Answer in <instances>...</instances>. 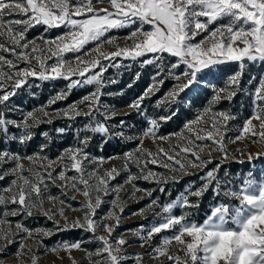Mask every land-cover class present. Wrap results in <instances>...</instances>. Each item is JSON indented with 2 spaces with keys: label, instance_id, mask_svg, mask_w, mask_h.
I'll return each mask as SVG.
<instances>
[{
  "label": "snow or ice",
  "instance_id": "snow-or-ice-1",
  "mask_svg": "<svg viewBox=\"0 0 264 264\" xmlns=\"http://www.w3.org/2000/svg\"><path fill=\"white\" fill-rule=\"evenodd\" d=\"M104 3L112 10L96 7V4ZM14 16L22 18L6 19ZM36 25L44 26L45 32L59 28L65 31L51 39L42 35L43 44H37L35 39L26 38L28 30ZM121 29H130L124 38L132 41L130 45L120 46L115 36L108 35ZM89 44L94 47L85 51ZM104 44L115 47L116 51H104ZM2 53H10L12 58ZM68 53L74 54L73 58L66 59ZM81 54L91 58L83 59ZM117 58L139 63L141 68L153 65L157 69L152 83L127 105L145 117L147 126L137 136H125L122 131L115 133L129 141L137 140V147L122 157H96L86 150L91 137L79 139L81 130H78V143L65 148L55 159L42 155L46 144L40 146V152L26 156L0 150V169H3L0 181L7 176L13 177L7 187L0 188V205H17L0 217V264H4L8 246L15 243L19 245L13 253L16 264H26L25 256L31 257L32 264H38L39 257L26 244L28 239L34 240L37 250L43 247L45 253L67 252L73 264H77L71 257L74 249L84 251L89 264H123L129 259L142 264L141 254L131 257L126 254L125 246L131 245L124 233L110 239L122 223L126 201L121 200V191L126 184H132L129 198L141 191L151 197L155 189H140L134 181L154 182L164 193V185L179 182L177 173L189 176L195 169H207L199 176L198 187L196 181L190 182L171 202L160 203L158 197L152 199L145 208L133 213L144 216L151 212L152 223L128 231L139 238L141 247L157 234L170 233L162 235L159 244L152 246L148 253L158 264H165V261L167 264H264V168L257 170L253 164L254 161L264 162V151L252 153L237 149L241 157L247 156L252 167L243 176L231 177L228 171L221 175L223 161L236 159L228 152L227 143L249 139L253 144L264 145V0H95V3L93 0H0V105L3 106L0 108V135L24 144L33 138L30 129L41 123H52L50 113L43 106L26 113L19 123L7 119L4 110L7 109L6 102L19 89L32 86L30 78L40 81L63 79L68 81V90L58 93L48 104L67 99L74 88L94 85V91L79 102L59 109L58 113L68 119L89 117L95 123L85 124L82 131L110 139L109 126L97 117L102 116L107 121L115 116L111 106L101 103V97L111 95L103 89L116 83L114 79L105 80L104 73L108 68L130 67L116 63ZM49 60L53 62L49 64ZM20 64L25 67L21 68ZM232 64L238 71L228 77L225 87H216L212 83L213 76ZM257 66L259 77L251 75L242 86L245 72ZM139 77L137 72L133 82ZM168 79L174 83L162 100L156 102V107L163 104L169 109L175 106L176 110H169L167 115L158 118L149 116L143 107L144 100L155 95ZM8 81L13 83L9 86ZM253 83L256 84L254 89L251 88ZM209 87L212 97L197 111L194 119L186 121L179 132L167 136L159 134L161 122L172 120L185 103L194 106L199 95ZM238 93L251 97V115L241 125L230 127V122L238 119V113L228 109L213 111V108L222 100L231 103ZM80 104L88 111L84 112ZM37 112L47 119L38 116ZM29 120H32L31 124ZM120 123L123 126L125 122L121 120ZM10 127L20 129L19 134H10ZM56 131L63 134L65 129ZM232 132L236 134L229 135ZM43 135L48 137L47 132ZM145 139L156 144L155 152L144 148ZM157 141L167 143L168 147L160 146ZM214 152L221 154L216 163L213 162ZM25 159L31 167L26 168L21 162ZM108 159H122L123 169L113 166L100 175L99 170ZM10 162H15L14 166L4 168ZM149 163L165 169V173L153 171L148 167ZM130 164L135 165L139 175L131 172ZM89 165L95 167L89 170ZM209 165L213 166L209 168ZM121 171L128 173L124 183L110 187ZM25 172L28 175H24ZM70 172L73 174L69 175ZM234 179L239 182L234 183ZM52 187L60 190L59 195L51 194ZM69 192L85 198L79 208L66 203L76 199V195L69 197ZM209 193L213 202L203 221L189 219L194 215L192 210L199 209L203 197ZM109 195H113V199L105 201L103 197ZM46 202L60 206L52 212L44 207ZM105 203L110 205L108 212L97 218V209ZM66 208L83 212V217L70 220L65 214ZM175 209H180L181 214H174ZM35 212L53 221L56 231L81 229L91 233L92 240L100 247L94 252L89 251L77 241L47 248L43 238L53 235L52 229H29L21 221L13 226L6 219L9 215L32 217ZM57 215L65 222L62 226ZM108 221H114V224ZM101 228L108 235H97ZM94 256L97 259L93 260Z\"/></svg>",
  "mask_w": 264,
  "mask_h": 264
},
{
  "label": "rangeland",
  "instance_id": "rangeland-1",
  "mask_svg": "<svg viewBox=\"0 0 264 264\" xmlns=\"http://www.w3.org/2000/svg\"><path fill=\"white\" fill-rule=\"evenodd\" d=\"M95 3V0H93ZM97 8H109L111 11L112 9L109 7L107 3L104 4H96ZM22 17L14 16V17H6V19H20ZM65 29H51L47 32L44 30V26L36 25L33 28H30L26 33V38L28 40L35 39L37 44H43V41L40 37L43 35L44 37L51 39L58 35H61ZM130 29H121V30H113L112 32L108 33L109 36H115L117 38L116 43L120 46H124L125 43L131 44L132 41L128 40L125 41V37L128 35ZM200 39V37H197ZM93 44H89L85 47V51L93 48ZM103 50L107 52H114L116 48L104 44ZM7 58L11 59L10 53H2ZM83 56V54H81ZM95 56V53H92ZM74 54L68 53L66 54V59L73 58ZM90 56H83V59H90ZM53 61L49 60L48 63L51 64ZM108 63L107 61H104ZM116 63L129 64L130 67L125 68L123 66L119 68L109 67L108 70L104 73V78L106 81L114 79L116 80L115 84H108L103 91L105 93H111V95H104L101 97V103L107 104L113 108L115 111V116L107 121H104L102 116H98L97 119L101 122L106 123L109 126V131L112 133L110 139L105 140L103 136L100 134H93L91 132L82 131L85 124L88 123H95V121H91L89 117L86 116H79L75 119H68L63 116L62 113H58L59 109H65L68 105L79 102L82 97L88 95L90 92L95 90L94 85H85L83 87H77L71 90L70 94L68 95L67 99L57 101L54 104H48V101L55 97L61 91H67V83L68 81L63 79H56V80H49V81H40L38 79H29V84L31 87L27 85L23 88L19 89L16 95L10 97L7 103V109L4 110V115L7 119L15 120L18 123L21 122L24 118V115L34 109H40L42 106L44 109L50 113L52 118V123H41L37 127L30 129L34 135L33 138L28 141L27 143L20 144L16 141H10L0 135V150H8L11 152H18L21 156L32 155L33 153L40 152V146L46 144L47 148L44 150L42 155H47L51 159H55L63 150L69 146H74L78 143L77 131L79 132V139H83L85 136L91 137V140L88 144L87 151L91 153L93 156L96 157H122L124 153L129 152L135 149L138 145L137 140H126L123 137L116 136L115 133L117 132H124L125 136H137L139 135L140 131L145 128L146 121L145 117L141 114H138L134 109L127 107L133 100L139 97L144 90L152 83V77L155 75L157 69L153 65H147L143 68L140 67L139 63H133L130 60H123L121 61L120 58H117ZM32 64L35 65L36 61L33 60ZM20 67H25L24 64H20ZM7 70V69H5ZM235 71H238V68L235 64L224 66L223 70L220 71L218 74L214 75L212 78V83L216 87H225L227 83L228 77ZM140 73V77L138 80H135L136 73ZM251 75H257L259 77V66L257 67H250L248 71L245 72V75L242 78V86L246 84L249 80ZM75 79V77H73ZM13 82L8 81V85L10 86ZM174 81L168 79L165 81L163 86L160 88L155 95L151 96L150 99H145L143 102V107L146 108L147 113L149 116L158 118L162 115H167L169 110L175 111L176 107L172 106L171 109L166 107L165 105L161 104L160 107H156V102L162 100L164 95L167 91L172 87ZM129 84H132V87H128ZM256 84L253 83L251 88L254 89ZM10 90V87L9 89ZM122 93V94H121ZM2 94V93H0ZM212 97V90L211 88H205V90L199 95L197 100L195 101L194 106H189L188 103L183 104L179 108L178 115L174 116L172 120L161 122V126L159 129L160 135H169L170 133L179 132L184 123L188 120L194 119L197 111L202 107L206 106L208 101ZM79 107L84 111L87 112L88 109L84 107L83 104H80ZM0 108H3L0 105ZM231 110L233 113H238V119L235 121L230 122V127L232 125H241L243 120L251 115L252 104H251V97L245 96L243 94L238 93L236 97L233 98L232 102L229 103L227 100H222L219 104L215 105L213 111H222V110ZM38 116H41L43 119H47V117H43L41 112L36 113ZM121 120L125 123L121 126ZM29 124L32 123V120L28 121ZM253 123H258L257 121H253ZM59 128L65 129L63 134L58 133L56 130ZM20 129L15 127H10L9 133L18 135ZM44 132L48 133V137L43 135ZM235 132L229 133V135H235ZM227 143V140L225 141ZM157 144L160 146L167 148L168 144L162 141H157ZM144 148L150 149L151 151H156V144H153L151 139L144 140ZM228 152L235 155V160H225L223 161V166L221 168V175L224 171H228L231 177H238L243 176L251 167L252 165L247 161V156L241 157L240 152L237 149H243L245 152H258L264 151V145L260 143L253 144L251 140L245 139L244 141H237L236 143H227ZM221 154L219 152L213 153V162L216 163L220 161ZM243 159L245 162L240 163L239 161ZM26 168L31 167L32 165L28 160L21 161ZM15 162H10L4 165V168H11L14 166ZM255 167L257 170L264 168V162L261 161H254ZM115 166L118 169H123L124 161L122 159H108L106 163L102 165L99 170V174L103 175L105 169H110ZM213 165H209L208 167L211 168ZM95 165H89V170ZM131 172L134 174L139 175L138 169L135 165H129ZM148 167L155 172L158 173H165V169L157 166L152 165L149 163ZM3 171V169H0ZM59 171V169H57ZM194 174L189 176H180L179 173L176 175L179 178L178 183L169 182L165 186V192L161 193L159 191L160 185H157L151 181L145 180H137L134 181L137 187L140 189L146 190H153L152 196H147L143 191L137 192L134 198H129V193L132 189V184H126L124 186L123 191L120 193L121 200L126 201V205L124 208V212L121 214L122 223L116 231L112 234L111 238L124 233L125 239L129 241V246H125L126 254L134 256L135 254L139 253L143 256L142 264H158L157 261L149 258L148 253L151 251V247L154 245H158L162 235L170 234V233H162L153 236L152 240L149 243L145 244L141 247V241L138 237L132 235V232L128 231L130 229H137L140 225L148 226L153 221V215L151 212L145 213L144 216L141 215H133V213L138 212L139 209L145 208L152 199L159 198L160 203L171 202L174 200L179 193L183 192L185 187L192 181L197 182V187L200 184L199 176L203 175L204 171L207 169L200 170L195 169L193 170ZM72 175L73 173H68ZM24 175H28L27 172ZM128 173L121 171V174L113 181H111L110 187L116 184H123L125 179L127 178ZM13 179L11 176L5 177L4 180L0 181V188L7 187L10 181ZM234 183H238V179L233 180ZM59 183V181H58ZM51 194L56 196L59 195L60 190L58 188L52 187L50 189ZM170 193V194H169ZM7 195V194H6ZM76 195L75 200H67L66 203H70L74 208H79L81 203L84 202L85 198L82 195L76 194L74 192H69L68 196L71 197ZM114 195V194H113ZM113 195H109L103 197L105 201H110L113 199ZM141 197H143L141 199ZM63 198V197H61ZM195 200V198H192ZM212 198L210 193L205 194L201 201V205L199 209H193V216H190L189 219H194L197 222H202L205 218V213L208 211L209 204L212 203ZM59 204L53 206L50 203H45L44 207L46 209H51L52 212L56 211V208L59 207ZM17 205H7V207L0 205V217L3 216L5 211H10L11 209L16 208ZM110 208L108 203L103 204L99 209H97V218L105 215ZM118 212V209H116ZM159 211V209H156ZM65 214L69 217L70 220H74L76 217H83V212L81 211H68L67 208L65 209ZM174 214L179 215L181 214L180 209H175ZM6 219L10 221L13 226L16 222L21 221L23 222L25 227L29 229H36V228H47L53 230V235L49 237L43 238V245L47 248H52L59 243L68 242L74 243L77 241H81V247L83 249H87L89 251H95L100 244L94 240H92V234L85 232L81 229H71L68 231H56L53 221L48 220L39 212H35L32 217H25L23 214L20 216H7ZM57 220H60L61 226L65 223L64 220L60 219V217L56 216ZM110 224H114V221H108ZM97 235H108L101 229H99L96 233ZM23 235V233H21ZM19 239V238H17ZM26 244L29 247H32L33 252L39 257L38 264H73V260L69 258V254L65 251H60L59 254H55L52 252L45 253L44 248L41 247L37 250L35 246V242L33 239H28ZM18 243L9 245L7 248L8 255L4 257V264H16V256L13 253L16 252L18 248ZM183 255V253H181ZM71 257L75 259L77 264H89L88 259L85 258V252L80 250H72ZM26 264H32V260L30 256L23 257ZM97 259V257H93V260ZM123 264H136V262L132 259L124 261ZM165 264L167 262L165 261Z\"/></svg>",
  "mask_w": 264,
  "mask_h": 264
}]
</instances>
